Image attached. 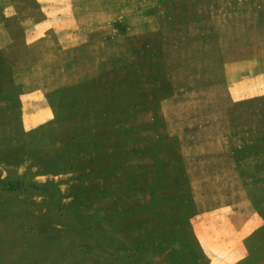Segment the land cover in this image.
I'll return each instance as SVG.
<instances>
[{
	"label": "rangeland",
	"instance_id": "1",
	"mask_svg": "<svg viewBox=\"0 0 264 264\" xmlns=\"http://www.w3.org/2000/svg\"><path fill=\"white\" fill-rule=\"evenodd\" d=\"M16 1L0 264H264V0Z\"/></svg>",
	"mask_w": 264,
	"mask_h": 264
},
{
	"label": "crops",
	"instance_id": "2",
	"mask_svg": "<svg viewBox=\"0 0 264 264\" xmlns=\"http://www.w3.org/2000/svg\"><path fill=\"white\" fill-rule=\"evenodd\" d=\"M3 1L6 2L3 5L0 4V53L11 62L15 59V65L21 57H56V39L52 35L53 33L49 35V32L33 33V31L37 30V26H42L45 30L51 29L54 32L57 25H59L58 21L44 13L41 20H37L30 12L19 13L17 10L19 7L18 1ZM12 22L18 27L14 28ZM59 31L65 33V30L61 28ZM66 37L64 36L63 38L67 40L68 38L66 39ZM21 72L20 70L13 71L14 74ZM36 90L41 91L40 88H36Z\"/></svg>",
	"mask_w": 264,
	"mask_h": 264
}]
</instances>
